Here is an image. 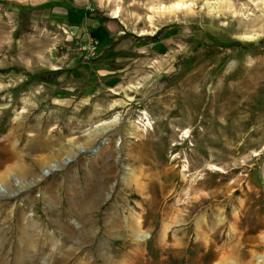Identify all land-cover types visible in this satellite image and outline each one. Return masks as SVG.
Segmentation results:
<instances>
[{"label":"rangeland","instance_id":"obj_1","mask_svg":"<svg viewBox=\"0 0 264 264\" xmlns=\"http://www.w3.org/2000/svg\"><path fill=\"white\" fill-rule=\"evenodd\" d=\"M0 189V264H258L264 0H0Z\"/></svg>","mask_w":264,"mask_h":264},{"label":"bare ground","instance_id":"obj_2","mask_svg":"<svg viewBox=\"0 0 264 264\" xmlns=\"http://www.w3.org/2000/svg\"><path fill=\"white\" fill-rule=\"evenodd\" d=\"M163 7V6H162ZM177 8H179L178 6H177ZM159 9H161V8H159ZM174 9V8H173ZM162 13V10H160L159 11V13ZM158 13V14H159ZM117 122V121H116ZM108 128H110V125H106V126H104V127H102V129L104 130L103 132H105V130L106 129H108ZM102 131H101V129H99L98 130V133H101ZM138 130H137V127L133 130V132L131 133L132 135H134L135 137L138 135ZM186 134L188 133V131L187 132H185ZM37 137V136H36ZM35 137V138H36ZM119 139H121V137H119ZM121 143V142H120ZM35 159H37V158H35ZM45 162V161H44ZM64 163V162H63ZM65 164H52V163H50V161H47L46 160V162L44 163V169H48L49 171H52V169H54V167H57V166H60V167H63ZM21 167V166H20ZM22 168H25V166H22ZM20 169V168H19ZM24 171V170H23ZM43 177V176H42ZM41 177V178H42ZM40 178V179H41ZM31 183V182H30ZM0 193H2V190L0 189ZM17 193V191H11L10 193H8V195H14V194H16ZM219 194L220 193H215L214 195L217 197V196H219ZM3 195H6V194H3ZM219 211V209H216V210H214L213 211V216H215L216 217V215H217V212ZM219 213V212H218ZM202 219H205V218H202ZM222 219L223 218H220L219 220H218V223H220L221 221H222ZM141 237L143 238V239H145L146 237H147V234L146 233H144V234H142L141 235ZM69 252V251H68ZM68 252H66L65 253V258H67L68 256H69V254H68ZM52 255H53V253H52ZM51 255V256H52ZM258 257V256H257ZM51 257L46 261V263L48 264L51 260ZM53 260V259H52ZM258 260H259V262H258V264H262L263 263V261H264V255H261V256H259L258 257ZM55 261V260H54ZM53 264V263H52ZM54 264H56V263H54ZM57 264H59V263H57ZM218 264H240L238 261H236V260H222L221 262H219Z\"/></svg>","mask_w":264,"mask_h":264},{"label":"built area","instance_id":"obj_3","mask_svg":"<svg viewBox=\"0 0 264 264\" xmlns=\"http://www.w3.org/2000/svg\"><path fill=\"white\" fill-rule=\"evenodd\" d=\"M84 38H78L75 42L77 49L84 53L85 60H90L93 58L95 51L100 46V42L97 38L84 35Z\"/></svg>","mask_w":264,"mask_h":264},{"label":"trees","instance_id":"obj_4","mask_svg":"<svg viewBox=\"0 0 264 264\" xmlns=\"http://www.w3.org/2000/svg\"><path fill=\"white\" fill-rule=\"evenodd\" d=\"M39 78H40V79H44V77H43V76H41V75L39 76ZM45 80H46V79H45ZM169 261H171V262L173 263V262H175V259H173V258L169 257Z\"/></svg>","mask_w":264,"mask_h":264},{"label":"crops","instance_id":"obj_5","mask_svg":"<svg viewBox=\"0 0 264 264\" xmlns=\"http://www.w3.org/2000/svg\"><path fill=\"white\" fill-rule=\"evenodd\" d=\"M26 2H27V1H26ZM85 27H88V26H87V25H83V26L81 25V26H80V29H84ZM95 28H97V29H98V28L101 29L100 27H95ZM99 29H98V30H99ZM99 42H100V41H99ZM100 45H101V44H100Z\"/></svg>","mask_w":264,"mask_h":264}]
</instances>
